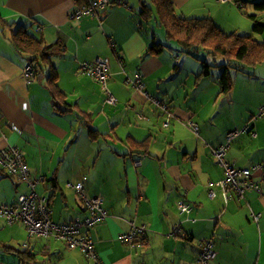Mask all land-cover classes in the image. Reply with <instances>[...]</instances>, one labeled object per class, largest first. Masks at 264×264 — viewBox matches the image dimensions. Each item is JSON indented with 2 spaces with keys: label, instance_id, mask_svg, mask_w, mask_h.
I'll list each match as a JSON object with an SVG mask.
<instances>
[{
  "label": "crops",
  "instance_id": "1",
  "mask_svg": "<svg viewBox=\"0 0 264 264\" xmlns=\"http://www.w3.org/2000/svg\"><path fill=\"white\" fill-rule=\"evenodd\" d=\"M109 1L95 15L72 18L80 0H0V150L16 147L30 179L42 180L34 191L45 199L55 223L86 215L66 183L82 182L87 197L103 199L106 219L90 231L100 264H197V244L204 238L215 244L211 264H264V187L240 199L233 195L225 201L219 192L208 197L211 184L223 178L211 150L224 143L228 132L248 125L227 149L234 166L264 162V120L259 121L264 114L252 121L264 94L247 119L218 111L219 77L211 83L208 70V76L200 72L190 84L183 76L188 62L179 63L175 46L155 29L161 27L149 0ZM214 1L171 0L176 14L210 18L222 28L219 14L226 2L215 7ZM236 2L245 6L250 0ZM143 5L151 9L148 17L140 14ZM214 8L219 10L207 13ZM19 26L46 45L61 43L63 52L51 61L72 111L54 107L46 69V74L37 71L32 84L23 82L26 61L10 42ZM96 58L108 62L107 88L115 105L107 104L100 85L80 71L81 62ZM136 73L158 104L127 83ZM83 114L100 133L96 139L88 137ZM189 120L198 125L197 135ZM253 179L258 183L259 175ZM29 192L26 181L0 168V206ZM178 201L190 211L180 212ZM256 214L258 221L252 217ZM132 224L144 231L129 246L118 237ZM0 244L32 256L21 261L12 250L0 249V264H94L60 240L29 237L22 224L2 218Z\"/></svg>",
  "mask_w": 264,
  "mask_h": 264
},
{
  "label": "built area",
  "instance_id": "2",
  "mask_svg": "<svg viewBox=\"0 0 264 264\" xmlns=\"http://www.w3.org/2000/svg\"><path fill=\"white\" fill-rule=\"evenodd\" d=\"M226 2L228 0H219ZM109 0H80L79 6L71 15L72 18H80L86 15H95L98 11L109 5ZM82 74L93 78L105 92V102L109 105L116 104V98L107 88L109 79V66L106 59L96 58L94 61H83L80 63ZM34 66L30 62H25L21 70V78L25 85H30L35 80ZM136 91L152 103L158 101L148 95L144 89L141 75L136 73L132 79L127 80ZM264 114V104L258 114L252 118L255 122ZM167 124L165 123L164 126ZM189 129L198 134V127L195 122H187ZM248 125L238 130L228 132L225 141L219 147L211 150V156L217 161L223 170V178L211 184L213 187L208 191V197L214 198L216 193L222 194L225 201L232 196L243 198L247 191H260L264 187V162L253 164L251 167L239 168L226 158L227 149L230 143L242 132L247 131ZM254 136V133H252ZM0 168L9 176H16L26 181L30 192L27 195H20L16 202L10 205L0 206V218L7 224L22 223L30 237L53 238L64 243L68 250H77L85 258L94 264H100L99 256L94 248V240L90 231L100 222L106 219V212L103 208V199L100 196L89 198L85 195L82 182L66 183L67 187L75 190L82 206L85 210V217L74 218L70 223H55L50 218V210L44 198L39 197L34 189L40 180H31L25 166V161L16 147L8 145L0 150ZM259 175L257 183L253 177ZM86 178L83 177L82 181ZM177 208L180 212L186 213L190 209L183 201H178ZM254 221H258L260 214L252 215ZM143 227H135L133 224L128 232L121 234L118 238L121 242L133 246L138 234L143 233ZM197 264H211L215 258V244L212 238H204L198 241Z\"/></svg>",
  "mask_w": 264,
  "mask_h": 264
},
{
  "label": "trees",
  "instance_id": "3",
  "mask_svg": "<svg viewBox=\"0 0 264 264\" xmlns=\"http://www.w3.org/2000/svg\"><path fill=\"white\" fill-rule=\"evenodd\" d=\"M149 2L155 10L157 22L163 29L165 37L168 40H173L181 49V52L192 55L203 50L211 56H219L226 60V64H224L223 71L218 80L219 92L221 94L229 93L233 87V81L229 72V68L233 67L230 66L231 64L235 62L234 65H237L238 68H243L245 66L255 67L264 63V42H258L253 35L225 33L210 18L182 17L176 14L171 0H149ZM255 7L264 9V4L255 3ZM150 11L149 7L143 5L140 14L141 16L148 17ZM263 30L264 26L254 24V32L261 33ZM10 42L15 50L24 57L25 61L33 64L35 77L37 71H41L42 69L48 71L46 86L52 97L54 107L61 113L72 111L70 110L72 106L64 102L65 96L57 86L58 77L51 61L52 57L58 56L63 52L61 43L57 41L46 45L42 39L35 38L22 26H19L11 33ZM209 69L210 66L203 62L201 75L208 76ZM148 95L153 97L149 93ZM86 119L87 115L83 114L80 121H83L82 124L87 130L88 137L91 140L96 139L100 133L91 128ZM132 145L134 148L138 147L135 143ZM0 249L6 251L12 250L21 258V261L22 259H32L31 254L26 250L19 251L17 248L6 244H0Z\"/></svg>",
  "mask_w": 264,
  "mask_h": 264
},
{
  "label": "rangeland",
  "instance_id": "4",
  "mask_svg": "<svg viewBox=\"0 0 264 264\" xmlns=\"http://www.w3.org/2000/svg\"><path fill=\"white\" fill-rule=\"evenodd\" d=\"M142 2L145 3V0ZM214 3L213 6L216 7L217 4L225 2L215 0ZM248 3L243 6L239 4V2H236V0L226 1V11L224 10V13L220 12L219 14L222 27L220 29L225 33L233 32L241 35L251 34L258 42H264V30L261 33L253 31L254 24L264 26V9L255 7V3L264 4V0H250V3ZM147 4L150 5L148 1ZM212 10L218 11L219 9L214 8L207 13H210ZM213 15L216 14L213 13ZM149 20V23L154 25L152 17ZM155 29L163 32L161 28L155 27ZM169 44L175 46L174 51H177L176 55L179 57V63H182L184 59L188 62L185 66L183 76L187 75L190 77L191 85H194L197 75L201 72L203 62L210 66L209 80L211 83L215 82L214 84H216L218 77H220L223 71L224 64H226L225 59L219 56H211L203 50L198 51L196 54L187 55L181 52V49L173 40H169ZM234 63L230 65L233 67L229 68L230 76L233 81L232 93H229V95L220 94V101L217 104V109L218 111L221 110L223 113L230 112L237 117H239V114H242L244 119H247L252 113L256 112L257 105L261 102L260 100L264 94V63L255 67L245 66L243 68H238ZM42 72L46 74L43 69ZM193 72L195 74H193ZM36 76L39 75L37 74ZM217 85L219 86L218 83ZM261 120H264V115L259 121Z\"/></svg>",
  "mask_w": 264,
  "mask_h": 264
}]
</instances>
